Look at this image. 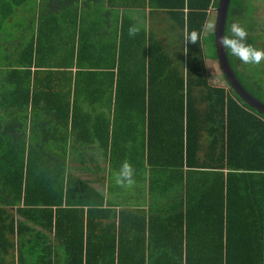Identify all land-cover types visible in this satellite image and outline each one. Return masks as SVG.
<instances>
[{"label":"trees","instance_id":"16d2710c","mask_svg":"<svg viewBox=\"0 0 264 264\" xmlns=\"http://www.w3.org/2000/svg\"><path fill=\"white\" fill-rule=\"evenodd\" d=\"M128 1L132 0H123L124 5ZM134 1L165 16L169 28H160L164 40L157 33L150 38L148 59L147 55L138 59L143 64L130 58L139 66L137 71L121 68L124 76L117 92H124L120 98L134 95L148 107L145 145L152 169L167 166L164 158L178 155L174 166L179 168L173 169L176 173H183L184 166L188 169L187 192L193 193L187 211L176 218L177 211L166 222L165 259L147 260L140 254L144 244L127 239L126 209L119 224L108 223L100 234L94 221L116 215L103 209L100 197L88 202L94 192L88 191L89 183L68 174L51 149L27 146L24 129L22 146L0 147V264H264V115L227 81V87L209 81L204 32L219 0ZM261 4L264 0H231L225 35L231 37V25L239 23L248 33L245 43L264 49ZM193 32L198 36L194 43L188 40ZM208 39L214 43V34ZM139 43L142 46L143 40ZM127 46L130 42L123 41V52ZM227 52L247 90L264 101V61L245 64L230 49ZM143 81L159 90L146 98L139 90ZM18 89L25 93L24 100H15L18 108L35 106L29 88L14 85L13 94ZM128 102L122 101L123 106ZM164 126L168 128L163 131ZM116 148L114 142L113 154ZM193 216L201 217L204 226L193 230ZM185 232L189 237L196 232L200 243L189 246Z\"/></svg>","mask_w":264,"mask_h":264},{"label":"crops","instance_id":"0c3cea01","mask_svg":"<svg viewBox=\"0 0 264 264\" xmlns=\"http://www.w3.org/2000/svg\"><path fill=\"white\" fill-rule=\"evenodd\" d=\"M127 3L0 0V131L7 132L0 134V147L22 146L25 129L27 146L51 149L68 174L89 183L88 191L94 192L88 202L100 197L103 209L116 215L94 221L100 234L108 223L119 224V215L126 209L130 213L127 239L144 244L140 254L147 260H164L166 222L177 211L176 218L185 213L187 199L193 195L187 192L188 169L174 171L179 168L174 166L178 155L165 157L167 166L152 169L145 145L148 107L134 95L120 98L124 92H117V84L124 76L121 68L137 71L139 66H133L130 58L143 64L138 59L151 49L150 38L157 33L164 40L160 28L168 29L169 23L165 27L164 16L151 12L149 5ZM133 26L139 29L135 35L123 33L124 27ZM123 41L130 42L125 52ZM14 85L29 88L35 106L19 109L15 100H24L25 93L18 89L13 94ZM139 90L148 98L159 89L151 90L143 81ZM121 100L129 102L123 106ZM78 121L79 125L73 124ZM124 162L132 167L130 178L121 175ZM203 226L201 217H191L193 230ZM184 237L194 247L201 239L196 232L190 237L185 232Z\"/></svg>","mask_w":264,"mask_h":264},{"label":"water","instance_id":"95a60500","mask_svg":"<svg viewBox=\"0 0 264 264\" xmlns=\"http://www.w3.org/2000/svg\"><path fill=\"white\" fill-rule=\"evenodd\" d=\"M231 0H220L217 8V18L215 27V44L217 50L218 63L225 76L226 81L230 86L236 90L238 95L253 108H256L261 114L264 115V102L254 96L237 76L235 70L232 69L228 53L225 46L221 43L222 39L226 36V26L228 13L230 8Z\"/></svg>","mask_w":264,"mask_h":264},{"label":"clouds","instance_id":"9594fccd","mask_svg":"<svg viewBox=\"0 0 264 264\" xmlns=\"http://www.w3.org/2000/svg\"><path fill=\"white\" fill-rule=\"evenodd\" d=\"M139 29L135 26L129 29V35H135ZM248 33L240 26L239 23L231 25V37L225 36L221 43L225 48L231 50V54L236 56L245 64H260L264 61V49H256L245 43ZM198 36L196 32L191 33L188 40L194 43ZM121 175L130 178L132 175V167L128 162H124L121 169Z\"/></svg>","mask_w":264,"mask_h":264},{"label":"rangeland","instance_id":"374dc122","mask_svg":"<svg viewBox=\"0 0 264 264\" xmlns=\"http://www.w3.org/2000/svg\"><path fill=\"white\" fill-rule=\"evenodd\" d=\"M220 2V0H219ZM217 8H212L210 10V15L206 24L204 36L206 38V41L204 43V52L206 55V66L208 74H210L209 79H211V84L219 85L227 87V82L224 78L223 71L220 68V65L218 63V58H214L215 55L218 56L217 50H216V44H215V27H216V18H217ZM260 16H264V5L261 4L260 6ZM165 17V16H164ZM145 21V20H143ZM162 21H155V24H161ZM168 31V30H167ZM214 34V43L208 39V36L210 34ZM168 35V34H167ZM205 40V39H204ZM215 48V50H214ZM228 53V52H227ZM249 71V68L247 67V72ZM210 81V80H209ZM264 102V101H263Z\"/></svg>","mask_w":264,"mask_h":264}]
</instances>
